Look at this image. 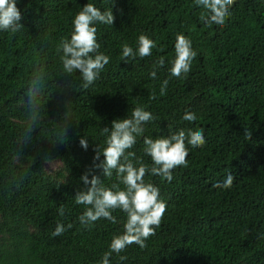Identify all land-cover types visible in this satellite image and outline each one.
<instances>
[{"label":"trees","instance_id":"16d2710c","mask_svg":"<svg viewBox=\"0 0 264 264\" xmlns=\"http://www.w3.org/2000/svg\"><path fill=\"white\" fill-rule=\"evenodd\" d=\"M87 2L19 0L22 28L0 32V264H97L111 236L122 231L124 214L117 209V223L101 218L85 227L78 221L84 206L74 196L86 187L79 177L92 167L94 149L104 144L100 129L137 105L155 117L144 135L191 128L202 130L206 142L189 146L170 183L145 174L160 189L166 211L143 249L129 245L120 253L126 259L113 253L111 264H264V0H233L224 26L207 25L193 0H91L102 11L112 8L114 22L97 25L110 61L85 89L78 72L63 73L57 45ZM141 32L155 41L152 54L121 61L120 44H132ZM177 32L197 55L186 75L169 77ZM161 58L165 65L153 79L149 72ZM40 66L42 110L23 142L25 89ZM185 110L197 119L183 121ZM81 136L88 138L87 150ZM142 148L140 137L130 150L150 165ZM228 172L231 188L217 187ZM92 173L106 186L119 183L115 172ZM57 222L72 227L53 237Z\"/></svg>","mask_w":264,"mask_h":264},{"label":"clouds","instance_id":"9594fccd","mask_svg":"<svg viewBox=\"0 0 264 264\" xmlns=\"http://www.w3.org/2000/svg\"><path fill=\"white\" fill-rule=\"evenodd\" d=\"M18 2L19 0H0V32L14 34L22 28ZM232 2L233 0H193L197 8L205 10V15L201 19L209 26L225 25L231 16ZM113 22L112 8H105L102 11L94 2L88 0L72 15L70 32L62 37L57 45L63 73L71 76L78 72L81 85L85 89L93 84L110 61V55L101 51V44L97 39V25H112ZM155 47V41L141 32L132 44L128 42L120 44V60L127 63L130 59L150 56ZM173 52L174 55L169 59L167 67L169 77L186 75L197 52L192 47V41L183 32L175 34ZM164 65L163 58L157 60L156 67L149 72V76L156 79L158 68ZM44 79L45 71L43 66H40L32 71L28 80L25 89L26 100L24 99L28 120L24 126L21 140L23 142L30 140V133L40 117L42 104L39 90L43 87ZM168 83V78L162 80L159 89L161 96L165 94ZM154 119L150 110L143 105H137L131 109L130 115L113 119L110 127L107 125L102 127L100 134L104 136V144L94 149L92 167L79 177L86 186L76 191L74 196V203L84 206L78 216L81 225L91 227L101 218L115 224L118 221L113 211L119 209L124 214L122 231L111 236L107 250L103 252L97 264H111L109 258L113 253L117 254L120 261L125 260L126 257L120 253L129 245L135 244L141 249L146 246L147 239L155 235V229L161 223L166 211V202L159 198L160 189L153 183L145 181V174L160 176L170 183L173 180L172 170L186 164L189 146L196 149L206 142L202 130L191 128H181L156 137L144 135L145 125ZM181 119L193 122L197 115L193 111L185 110ZM245 135L248 139L251 136L247 131ZM140 137L142 151L144 155L150 157V165L130 150ZM79 145L87 150L88 138L81 136ZM93 168L99 169L103 177H112L115 172L119 183L106 186L100 176L92 173ZM233 179V174L228 172L222 180L217 181V187L229 189ZM57 211L59 215H64L62 205ZM71 227V224L57 222L51 234L53 237L60 236Z\"/></svg>","mask_w":264,"mask_h":264},{"label":"rangeland","instance_id":"374dc122","mask_svg":"<svg viewBox=\"0 0 264 264\" xmlns=\"http://www.w3.org/2000/svg\"><path fill=\"white\" fill-rule=\"evenodd\" d=\"M54 164H52L51 166H53Z\"/></svg>","mask_w":264,"mask_h":264}]
</instances>
